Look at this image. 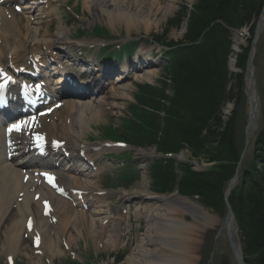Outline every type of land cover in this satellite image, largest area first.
<instances>
[{
  "label": "bare ground",
  "instance_id": "6f19581e",
  "mask_svg": "<svg viewBox=\"0 0 264 264\" xmlns=\"http://www.w3.org/2000/svg\"><path fill=\"white\" fill-rule=\"evenodd\" d=\"M21 1L23 0H6V2L0 4V66H5L8 62L18 66H25L29 57H43L47 55L49 59H44L45 61L43 64L46 65L49 60H53L56 67L61 68V62L64 60V56L62 58L60 53H53L52 51L56 49L59 40L63 39L54 40L49 32L53 25L52 20L55 15V11L51 9V4L56 1L41 0L45 3L46 6L43 8H46V10L44 13L40 14V17L46 18L47 20L42 23L35 20L36 18L32 15L38 0H31L29 4L23 5L21 8L25 10L24 15H26L23 21L24 25H21V19L23 17L19 18L16 16L10 7L12 5H18ZM80 1L84 7V10L79 12L81 15L80 19L83 18L85 12H88L92 15L93 19L95 18V21L99 20L104 25H107L109 29L120 30L124 28L126 33L129 34L131 30H137L141 26L148 28L151 22L154 26H158L160 19L157 18V15L160 14L164 18L166 14L170 12L174 0H160V3H158L157 0ZM24 2H26V0H24ZM163 3L167 4L161 6ZM31 24H34L35 27L33 28ZM263 25L264 11L257 21L259 31ZM244 30L249 34L247 29L244 28ZM240 31H236L233 36L231 53L234 55L239 52V46L241 45L242 39L238 35ZM251 40L255 42V39ZM253 56L254 51H251L250 61L253 60ZM139 57L141 58V56L138 55L134 61L138 60ZM142 60L145 59L136 62L135 67L138 69L142 68ZM103 69L105 70V68ZM103 69H99V72L102 74ZM116 70L115 67L111 66L107 71H104L103 79L107 82L109 87V92L106 93V96L96 98L93 104L86 103L81 105L76 103V100H74V102L64 97L62 99V106L54 111V114H59L58 117H53L54 114H51L50 117L43 119L40 124L34 126L33 130L46 136L47 140L50 142L55 140L63 142V147L75 156L81 150L85 151L83 148L88 147L89 153L85 152V157L89 158L93 167H96V162L106 153L114 151V149L112 147L105 148L93 144H81V147L76 146V143L83 140H92L93 136H89L88 131L95 127H104L106 124L105 122L109 119V117H107L108 113L116 109L118 110L115 101L126 100L125 93L129 91V88L123 85L122 82H114L106 76V72L110 74L111 71L114 72ZM123 71L124 68L118 71L120 77H124L120 74V72ZM153 75L151 71H148L144 75L135 74L133 79L135 82L141 80L149 81ZM74 76H76V73L71 72L70 75L65 77L68 82L67 86L73 89H80L82 82H78ZM65 79L59 78L63 83ZM56 81L55 84L58 85L57 78ZM90 83L96 84V81L93 80ZM73 89L70 93L74 96L82 95L81 92L77 94V91H73ZM243 89L249 107V118L251 121L256 122L259 115V98L256 96V87L255 83H252L250 72L246 77ZM81 91H87V87ZM50 92H52V90H50ZM92 100L93 99H91V101ZM141 111L143 112L144 110ZM26 129L27 128H25V130ZM248 130L251 131L252 128L249 127ZM74 136L78 137L76 138L77 140L71 138ZM61 137L62 139L58 140ZM138 155L141 157L147 156L143 153H139ZM11 166L12 164L7 165L0 159L1 253L15 259L22 250L21 246L25 241L24 238H30V240L33 241L37 236H39L40 240L38 251L41 250V252H43L42 245L47 239L51 240V242L53 241V235L55 234L53 224L56 226V230L61 228L64 235H66V231L69 227H73L77 231L75 234H78V239L82 238L91 242L96 252L102 240H104V251L109 250V252H111L116 248L121 238V236L117 234L118 231L114 225L118 220L115 219L116 209L109 208V205L105 203L104 196H101L97 190H95L94 186H90L91 183L82 178L73 180L63 169L55 171L60 185L66 186L68 189L84 192L85 196L79 198L82 199L83 203L86 200L97 202L99 205L98 209L104 210L105 214L108 215L109 219H107L104 224H106V226L110 224V226L104 229V234L101 233L102 231L92 233L91 230L93 228L97 229L98 227L92 220L89 221L90 224L88 226L84 223L77 222L78 218L86 217V215L83 213L80 215L72 213L73 211H70L65 201L52 197L46 189L38 187L34 181L35 178L32 177V172L26 171L22 174L20 169L13 170ZM82 166L84 167L83 163ZM72 169L75 168L70 167L68 171ZM102 172L101 168L96 167V174L93 175V177L101 176ZM24 175H28L29 179L25 184H22L21 180ZM234 185L235 183H231L230 186L234 187ZM33 188H35V190L30 192ZM141 190L140 193L122 196V199L133 198L137 202L144 204L141 206V209L145 214L147 227L145 235L139 239L133 252L126 257L121 264H194L197 247L204 239L211 235L214 237L217 234L221 235L219 241L222 244H227L229 241L231 242L236 260L240 263L241 247L231 214L227 212L225 217L220 220L215 214L204 210L201 206L188 199L179 198L177 196L163 197L151 193L145 194V185ZM20 194H22V197L21 201L18 202L17 199ZM36 194L40 195L41 200L50 199L52 201L53 210L48 217L41 216V209L39 208L40 202L32 201V196ZM135 214V217L140 216L138 213ZM29 217L32 218L33 228L30 232H26V230H24V225L26 219ZM185 217L189 218L188 222L184 221ZM76 227L78 229H76ZM107 230L110 233L108 239L106 237ZM112 237L113 240L115 238L116 243H113L114 241L110 239ZM66 239L67 249L72 250L76 243V238L73 237L71 239L70 236L66 235ZM156 246L158 247L157 251H155L157 248ZM150 247H154V250H151ZM47 249L49 250L50 248L47 247Z\"/></svg>",
  "mask_w": 264,
  "mask_h": 264
},
{
  "label": "trees",
  "instance_id": "16d2710c",
  "mask_svg": "<svg viewBox=\"0 0 264 264\" xmlns=\"http://www.w3.org/2000/svg\"><path fill=\"white\" fill-rule=\"evenodd\" d=\"M263 5L264 0H197L183 41L171 43L176 47L171 52L173 96L168 98L149 89L137 98L140 105H148L155 113L164 112L160 144L165 150L178 151L186 147L194 156L204 153L208 162L219 163L204 174L186 168L187 177L178 183L179 191L197 197L210 196L212 201L222 198L224 182L219 180L217 171L230 177L234 167L222 163H236L241 151L237 144L235 114L225 121L221 115L223 106L234 100L233 95L242 86L241 76L227 71L231 54L228 30L245 28L252 36ZM247 50L241 48L236 55L239 69L244 67ZM163 101L168 103L167 107H163ZM262 105L264 123V87ZM181 115L187 119L182 120ZM156 119L155 115L152 120ZM145 121L147 125L148 120ZM149 139L156 143L154 136L138 137L140 141ZM253 158L258 166H251L244 173L245 187L233 191L229 204L240 231L245 263L264 264V129L256 137ZM171 182L172 179L163 177L159 185L164 192H170L172 188L167 187Z\"/></svg>",
  "mask_w": 264,
  "mask_h": 264
},
{
  "label": "rangeland",
  "instance_id": "374dc122",
  "mask_svg": "<svg viewBox=\"0 0 264 264\" xmlns=\"http://www.w3.org/2000/svg\"><path fill=\"white\" fill-rule=\"evenodd\" d=\"M157 1L158 3H160V0H157ZM195 2L196 0H174L172 2V5H171L172 8L170 12H168L164 18L160 14L157 15V18L160 19L158 26L157 25L154 26L151 22L148 25V28L141 26L137 30H131V32L128 34L126 33V30L124 28L120 30L109 29L107 25H104L99 20L95 21V18L93 19L92 15L88 12H85L83 18L80 19L81 15L79 14V12L84 10V7L80 0H58L57 1L58 4L56 5L52 4V9L56 11V13L54 15V19L52 20V22H54L55 25L50 30V34L54 38V40L62 38L63 40H59V41H62L64 43L70 44L71 46H74V49H76V46H77L76 51L85 50L87 48V45L89 44H91L92 46L110 45L108 47V51H113V50H118V48L120 46H123L125 43H129V42L136 43V46L138 47L137 52L143 53L145 57H149L148 55L151 53L153 60H154V65L149 68L151 69V73L154 75L151 78V80L147 81L148 84L158 88V92L165 91V93L169 94L171 98L173 96L172 91L173 89H175V82L171 74H170V77L168 76L166 77L167 75L166 71L161 68L162 65L164 64V60L161 57L162 50L158 48L157 46H154L153 44L143 43V40L146 42H150L151 36H155V37H161L168 43L170 41L179 42L182 39L185 29H186V24L189 18L188 12L191 11L193 4H196ZM166 4L167 3H163L161 6H165ZM46 21H47L46 18H42L40 23L46 22ZM176 22L179 24L178 26L176 25ZM242 30L243 31L238 32V35L241 33H244L246 35L247 31L244 29ZM228 31L230 32L229 35H230L231 47H232L233 39H234L233 36L236 31L230 30V29ZM257 37H258L257 41L252 42L251 39L253 38L250 36V33L249 34L247 33L246 37L241 38L242 39L241 45L239 46V53H240V48L245 49L247 47H248V53L251 51H254L252 64L250 62V65H249L250 68L247 69V76H248L250 69H252L253 67L254 77L256 80L255 85H256V90H257V94L259 98V115L256 121V128L254 132L250 134L248 138L245 140L244 131L248 123V117H247L248 116V104H247V99H245V96H244L245 92L243 89V84L240 88V91L238 93H235V95H233L234 100L226 102V105L222 111L223 120L228 119L229 116H231L233 113L235 114L234 115L235 128L238 130L236 132L237 144L241 150L240 154L237 156L238 164L236 166H235V163H224L223 165L233 166L234 169L235 168L237 169V166L239 165L238 167H239L240 176H241V172L244 167L248 166V164H255V162L253 161L254 158H253L252 147H253L255 138L264 129L263 113L261 110L262 109V90H263L262 88L264 85V25L260 29ZM58 44L59 46H61V48H65V46L61 42H58ZM251 46L252 48H250ZM76 51H74V53ZM93 51H98V50L95 47ZM236 55L232 53L229 55L228 60H227V71H229L230 73L232 72L231 74H239L241 76V81H242L243 80L242 76L246 72L248 54H246L245 61L243 62L244 67L242 69L236 68V61L234 58V56L236 57ZM146 72L147 71L145 69L140 70L141 74H145ZM129 79L130 80L124 83V85L129 88V91L125 93V95L127 96V100L116 101V106L118 110H115L113 112L115 116L111 117V122L110 120H108L107 124H105L106 126L107 125L112 126L113 130L115 131L117 130L119 132L122 131L120 127L121 120L122 118H124V116L127 115L126 108L130 104L133 94L136 92L135 85L138 84V83L133 82L131 78ZM158 81L162 82L163 85H160ZM140 82H139L140 84H146L144 83L146 81L142 80ZM141 92L142 91H140L139 94H141ZM181 118L182 120L187 119L183 115H181ZM101 128L102 127L98 128L97 130ZM155 129H160L162 131L163 130L162 124L153 123L152 130L155 131ZM97 130H94V131L91 130L89 133L93 136L92 141L99 142L101 141V137L97 136ZM126 150L129 151V148H127ZM144 151L145 153H149V154L153 153V155H155L154 150L145 149ZM130 153L132 154V160L128 161L127 165L132 170L138 164L142 163V161L138 162L136 160L135 153L133 152H130ZM177 157H178V162L190 161L192 165L194 166V169H193L194 172H199L200 170L204 168H209V167L211 168L210 165H207L206 163H204L203 160H201L200 158H197V159L192 158L190 152H187L185 150H182L179 153V155H177ZM152 160L153 159L151 157V160H149V162ZM104 162L106 163V165H108L107 174H110L111 172H113V174L109 175L108 177V179H111V182L109 183L107 179L105 180V184L101 182V179L99 181L92 182V184L98 182V184L100 185L98 190L102 191L103 194L110 193V195L115 196L117 194H125L128 191L140 192L141 185L144 184V181L146 182V189L148 191L152 190L151 181L148 176L149 171L145 170V171H141L140 173L139 169L137 168L136 169L140 173L139 177L137 178L138 180H136L132 185L124 187V189H119V190L114 189V187L109 186V185L119 184V183H122L123 181L121 180L122 174H120L119 176L116 174V172L120 169V167H118L117 169H113V167H116L117 165H122V164H117V163L113 164L112 161H108V160ZM149 162H147V164H149ZM180 166H183V167H180ZM187 166L189 165L179 164L175 166V170H176L175 174H176L177 180L182 181L184 178L187 177L184 171L186 168L188 169ZM157 171H158L157 169L153 170L152 175H154V173ZM217 175L219 176V180L223 181L225 184L223 190L226 189L233 175L228 177L227 174L225 175L220 170H219V173L217 171ZM188 183H189L188 181L185 182V184L187 185ZM224 193L222 194V197L224 196ZM171 194L180 196L178 192H173ZM209 197L210 196H205V197H200L198 199L188 198V197H184V198L195 202L196 204L201 206L204 210L209 211L212 214H215L221 220L222 218H224V215H225L224 208H222L221 199L217 198V200L212 201L210 200ZM135 210H137V208H135ZM130 220L132 222V218ZM184 221L188 222L189 218L185 217ZM142 222L140 223V227H137V228H135V223L134 222L132 223V228L130 229L132 231V234L128 240L132 244L130 249L126 252L119 251V249H117L116 251L113 252V254L110 255L108 260H104L102 262L103 264L110 263L112 261L111 258L116 257L115 254H119L118 256H120L119 259L121 260V262L124 260L126 256L131 254L136 244L138 243L139 239L143 237L146 233V222L144 219H142ZM128 230L129 229L127 228V231ZM70 235H73L71 231H70ZM132 238L135 239V241H133ZM213 241H214V237L213 235H211L210 237L204 239L201 242V244L196 249V259L194 260V264H207L208 263ZM85 247L92 248V244L90 243L86 245L84 242H81L79 246V250L84 251ZM150 249L154 250V247H150ZM101 250L103 249L101 248ZM157 250H158V247L155 249V251ZM215 251L217 252L214 253L211 264H235L233 261V257L231 255L230 249L228 247V244H225V245L222 243L218 244L215 247ZM92 252L95 253L94 249L92 250ZM96 253L99 255H103V254L109 255L110 254V253H104V252L103 253L96 252ZM90 258L92 259L95 258L94 254H93V257L91 255ZM97 260L99 263L101 262V259L97 258ZM0 264H3V262H0Z\"/></svg>",
  "mask_w": 264,
  "mask_h": 264
},
{
  "label": "water",
  "instance_id": "95a60500",
  "mask_svg": "<svg viewBox=\"0 0 264 264\" xmlns=\"http://www.w3.org/2000/svg\"><path fill=\"white\" fill-rule=\"evenodd\" d=\"M259 31V28L256 26V33H258ZM242 37H244V34H241ZM250 65V53L248 54V58H247V64H246V72H245V76H247V69L250 68L249 67ZM251 121V120H250ZM251 125H252V122H251ZM248 132V129L245 130V134ZM228 213L230 212V209L228 208L227 209Z\"/></svg>",
  "mask_w": 264,
  "mask_h": 264
},
{
  "label": "snow or ice",
  "instance_id": "6c2138e0",
  "mask_svg": "<svg viewBox=\"0 0 264 264\" xmlns=\"http://www.w3.org/2000/svg\"><path fill=\"white\" fill-rule=\"evenodd\" d=\"M15 127L18 129L19 128V125H15ZM51 177H49V180L51 181Z\"/></svg>",
  "mask_w": 264,
  "mask_h": 264
}]
</instances>
